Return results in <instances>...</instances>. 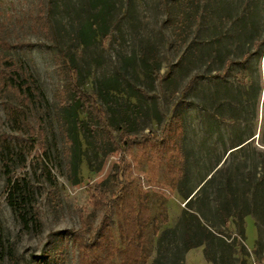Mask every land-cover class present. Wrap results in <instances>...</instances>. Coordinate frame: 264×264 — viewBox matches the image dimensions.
<instances>
[{
  "label": "rangeland",
  "instance_id": "obj_1",
  "mask_svg": "<svg viewBox=\"0 0 264 264\" xmlns=\"http://www.w3.org/2000/svg\"><path fill=\"white\" fill-rule=\"evenodd\" d=\"M45 1L47 17L40 22L34 18L39 0H0V35L11 42L9 56L32 85L29 99L0 89V264H82L78 236L110 234L122 249L118 208L124 186L149 197L153 251L146 264H152L161 233L175 227L227 151L246 139L264 147V46L242 45L230 36L226 0H202L199 20L184 0H110L105 35L87 46L77 30L101 7L89 0ZM247 2L252 12L256 2ZM258 6L264 21V0ZM62 52L74 56L80 88L106 113H93L80 135L76 184L61 118L69 99ZM108 79L117 88L104 99L97 92ZM13 109L20 111L19 126L12 122ZM109 110L116 121L127 111L133 124L136 139L123 153L124 125L108 128ZM38 119L44 137L30 143L28 127ZM9 180L17 187L10 188ZM94 187L113 203V216L92 195ZM12 191L27 225L10 200ZM221 228L231 249L211 246L206 260L201 245L185 253L183 264H264L252 215L242 223L230 218ZM164 256L161 262L168 260Z\"/></svg>",
  "mask_w": 264,
  "mask_h": 264
},
{
  "label": "trees",
  "instance_id": "obj_2",
  "mask_svg": "<svg viewBox=\"0 0 264 264\" xmlns=\"http://www.w3.org/2000/svg\"><path fill=\"white\" fill-rule=\"evenodd\" d=\"M254 1L256 4L251 12L248 10L247 0H226L228 17L232 25L229 34L231 37L236 36L242 45L252 43V46L257 45L259 47L260 45L264 46V37L262 38L260 35V30H264V21L263 10L260 13L257 8H259L258 5L263 8V0ZM184 2L188 8H191V5L192 8H195V11L191 10V12L199 20L201 16L198 13H201L199 7L202 0H184ZM89 4L92 7L100 6L101 8L93 17H88L77 30V36L84 46L94 41L97 35H105L106 17L111 7L110 0H89ZM243 5L245 7H242ZM239 9L241 10L239 11ZM237 10L240 14H233ZM253 12L255 19H253ZM185 16L190 17L189 14ZM46 17V1L39 0V7L36 8L34 18L36 21L41 20L40 22H43ZM43 27L48 31L49 25L44 24ZM2 34L0 35V89L8 87L16 91L22 98L29 99L28 95L32 89L30 79L23 74L19 65L10 58L11 42L5 37V33ZM243 57L249 59L250 54L244 52ZM60 59L64 62L63 69L68 79L65 89L69 96V99L62 106L61 118L68 142V168L74 176L73 183L76 184L78 183L76 171L81 162L80 135L88 131L87 121H91L93 113L100 117H105L106 113L97 105L93 95L87 94L80 88L78 78L80 73L74 56L62 52ZM144 68L147 70L145 63ZM112 83L111 79L100 83L97 94L104 99L107 98L109 96L108 91L117 88V84ZM82 112L86 113V119L80 118ZM109 112L106 120L108 128L115 127L119 122L124 125L121 129L119 144L120 152L123 153L129 150L136 139L132 134L133 124L127 111H122L117 121L112 111L109 110ZM10 113L12 114V122L19 126L21 122L20 111L13 109ZM43 135L41 120L38 119L34 125L28 127L27 139L30 143H41ZM248 140L239 142L234 147L236 149L228 154L199 194L191 200L186 209L182 210L175 227L166 229L161 233L157 243V257L152 264H183L185 253L201 245H204L206 260H209L208 250L211 246L217 247V250L226 247L231 249L232 243L226 241L224 230L221 227L226 229L230 218L242 223L247 215H252L260 227L258 244L264 247V148L253 146L251 140ZM247 169L248 173H245ZM9 181L12 183L10 188L17 187L13 181ZM209 187L213 190L208 191ZM212 192L213 198L210 196ZM13 195V191L10 192L9 196L12 198L10 200L14 201V208L21 215V207H17V200L13 199ZM92 195L96 196V200L100 204L105 205L108 215L113 216L115 213L113 203L111 205L110 201L101 194L100 189L94 187ZM148 200L149 197L146 193L135 194L131 189L124 186L118 208L119 239L123 248L121 249L116 244L113 235L111 237L110 234L97 236L94 239L78 236L77 239L80 240V248L82 249L81 263L119 264L118 261L114 260L117 258L126 264H146L153 251V244L147 232L150 223ZM21 218L23 224L27 225L28 221L23 215ZM239 230V234L243 236L244 230L241 224ZM168 236H171L172 239L170 241L172 242L171 248L165 245ZM164 250L170 254H164ZM7 255L11 262L16 263L13 253L9 251ZM163 255L168 259L166 262H161Z\"/></svg>",
  "mask_w": 264,
  "mask_h": 264
},
{
  "label": "water",
  "instance_id": "obj_3",
  "mask_svg": "<svg viewBox=\"0 0 264 264\" xmlns=\"http://www.w3.org/2000/svg\"><path fill=\"white\" fill-rule=\"evenodd\" d=\"M249 141V140H248ZM248 141H246V142H248ZM245 142V143H246ZM261 148H264V147H261ZM234 149H236V148H232V149H229L228 151H227V153H226V155H225V158H226V156L231 152V151H233ZM224 158V159H225ZM224 159L222 160V162H220L219 163V165H217V167H215V169H213V171H211V173L208 175V177L201 183V185L194 191V193H193V195L198 191V189L211 177V175L220 167V165L223 163V161H224Z\"/></svg>",
  "mask_w": 264,
  "mask_h": 264
}]
</instances>
